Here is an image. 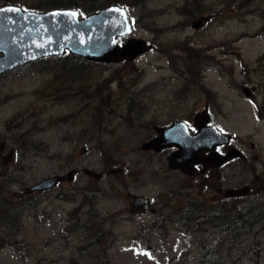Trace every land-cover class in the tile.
Wrapping results in <instances>:
<instances>
[{"label":"rangeland","instance_id":"rangeland-1","mask_svg":"<svg viewBox=\"0 0 264 264\" xmlns=\"http://www.w3.org/2000/svg\"><path fill=\"white\" fill-rule=\"evenodd\" d=\"M9 2L36 12L56 2L70 7L69 0H0V7ZM72 4L81 18L110 5L128 9L133 34L125 44L141 40L154 50L119 65L46 58L0 77V264H203L207 257L264 264V0ZM201 18L208 23L194 29ZM189 66H199L192 76ZM206 107L248 156L221 176L223 191L250 186L251 195L222 207L211 188L195 190L168 168L169 153L141 151L155 121L193 123ZM72 170L73 182L28 195ZM200 192L207 206L194 225L181 215ZM129 193L155 202L130 215Z\"/></svg>","mask_w":264,"mask_h":264},{"label":"water","instance_id":"water-1","mask_svg":"<svg viewBox=\"0 0 264 264\" xmlns=\"http://www.w3.org/2000/svg\"><path fill=\"white\" fill-rule=\"evenodd\" d=\"M203 21H198L195 28H201ZM132 33V24L126 9L112 6L103 9L85 19L80 13L70 9L52 10L46 13L26 12L18 6L0 8V76L29 65L42 58L63 56L67 50L71 55L95 63L133 62L150 52L153 47L145 41L131 40L126 46L119 47V39ZM250 96V93H246ZM199 133L196 136L181 134L173 136L159 131L161 137L144 146V150L161 152L164 149L178 147L180 151L169 158V166L173 170L193 175L194 166L205 163L215 167L223 166L234 159L242 157L235 148L226 156L213 154L205 157L219 146L228 145L233 135L224 134L218 128L208 127L207 114L197 117ZM178 127L175 128L177 130ZM86 175L97 180L101 174L94 170H85ZM75 171L65 176H57L43 180L28 192L48 191L61 182L73 181ZM251 194L249 187L229 190L228 198H242ZM131 213L144 211L150 200L129 195Z\"/></svg>","mask_w":264,"mask_h":264},{"label":"flooded vegetation","instance_id":"flooded-vegetation-1","mask_svg":"<svg viewBox=\"0 0 264 264\" xmlns=\"http://www.w3.org/2000/svg\"><path fill=\"white\" fill-rule=\"evenodd\" d=\"M207 19L209 20V18H207ZM206 23H208V22H206ZM194 25L195 24H193V26ZM238 58H241V57L239 56ZM186 60L190 61L191 58L188 56V59H186ZM198 67L199 66H192V68H191V66H189V70H190L188 72L189 75H191V76L194 75V72L197 70ZM244 71H245V74L248 73L247 70H244ZM198 77L199 76H196L195 79H198ZM190 85H192V83L189 84V86ZM252 91L253 90H249L248 92L251 93ZM189 118H192V117L189 116ZM130 120L136 121V120H138V118H134V119L131 118ZM177 122H180V123L184 124V126H182L181 128L185 129L187 127L189 129V131L191 132V134L197 133L198 124L195 122V120L192 123L190 121V119L185 118V119H182L180 121L175 120V121H172L169 124H166V122H164L163 120L160 119V120L155 121V123L153 124V137L150 138L147 142H150L151 140H153L154 138H156L158 136V134L155 131L157 128L167 129V128L172 127ZM147 142H145V143H147ZM228 150H229L228 147H221V148H219V153L220 154H225V153L228 152ZM175 151H176V149L173 148V149L165 150V151H163L160 154H163L164 152H167V153H169V155H171ZM145 153L156 154L154 152H145ZM156 155H158V154H156ZM205 155L209 156L210 154L207 153ZM247 157L248 156L246 155L244 158L247 159ZM195 168H196L195 169V174L193 176L189 177L190 180H192L193 182L195 181V186H194V183L191 182L192 187L195 190H203V191H204L205 188L206 189L211 188V192H213V195H214V198L212 199V202L216 203V204H219L222 207V204L224 202V197H223L224 194H223V189H222L223 188V182H222V176H221L223 168H215V167H211V166L207 168L204 165H197ZM76 172H78V170H76ZM118 173H120V171H118ZM184 176H186V175H184ZM213 186H216V187L213 188ZM129 194H133V193H129ZM129 194H128V196H129ZM134 195H136V194H134ZM128 196H127V198H128ZM137 196H140V195H137ZM141 197H145V196H141ZM145 198H147V197H145ZM154 202H155V200L152 199L151 205L154 204ZM205 203H206L205 202V196H204L203 192H200V195H199L198 199H195L194 201L190 200L189 204L191 206L187 208V211L189 212V216H188L189 219L187 220L188 222H190V223H192L194 225H198L199 222L196 219H195V222H192L193 213H194V207L198 206V208H201V209L204 208L205 209L204 206L205 205L207 206V204H205ZM148 207H150V206H148ZM145 210L143 212H145ZM151 211L153 213L156 212L155 210H151ZM130 215H133V214L130 213Z\"/></svg>","mask_w":264,"mask_h":264},{"label":"trees","instance_id":"trees-1","mask_svg":"<svg viewBox=\"0 0 264 264\" xmlns=\"http://www.w3.org/2000/svg\"><path fill=\"white\" fill-rule=\"evenodd\" d=\"M142 1H144V0H142ZM8 4H12V2H9ZM55 5H52V6H50L49 8H48V10H52V9H57L56 8V5L57 6H60V4H58L57 2L56 3H54ZM64 4H67V3H63L62 5H64ZM74 4H72V0H69V4H68V6H70L68 9H76V10H79L80 12H81V10H82V8L80 7V6H73ZM126 5H128V4H124L123 6H126ZM111 6V5H110ZM47 10V11H48ZM66 58H68L69 60V62H65L66 64H65V66H75L76 65V62L78 61V58H76V57H71V56H68V57H66ZM58 59H60V58H58ZM66 60V59H65ZM204 209V208H203ZM188 216H189V212H187V213H183L182 215H181V217H182V219L183 220H185V221H187L189 218H188ZM215 216H216V219H218L219 217H220V214H219V212L218 211H215ZM198 217V219H200L201 218V210L200 209H198V206H195L194 207V213H193V218H192V222H195V219ZM243 217H244V215H243V213H240L239 215H238V218H237V220L236 221H234V219L233 220H231L230 218H228L230 221H234L235 223H237V222H242V219H243ZM201 223V221H199V223L198 224H200ZM235 229H239V231H241V228H235ZM212 260V258L211 257H207L206 258V260L203 262V264H214V263H212V262H210Z\"/></svg>","mask_w":264,"mask_h":264},{"label":"bare ground","instance_id":"bare-ground-1","mask_svg":"<svg viewBox=\"0 0 264 264\" xmlns=\"http://www.w3.org/2000/svg\"><path fill=\"white\" fill-rule=\"evenodd\" d=\"M111 6H118V7H121V6H119V5H111ZM121 8H124V7H121ZM124 9H126V8H124ZM126 10H128V9H126ZM129 12V11H128Z\"/></svg>","mask_w":264,"mask_h":264}]
</instances>
